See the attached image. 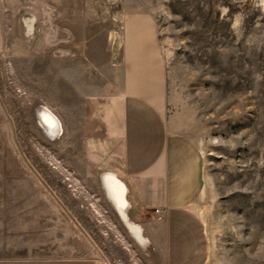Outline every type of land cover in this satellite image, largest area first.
<instances>
[{
  "label": "rangeland",
  "instance_id": "rangeland-1",
  "mask_svg": "<svg viewBox=\"0 0 264 264\" xmlns=\"http://www.w3.org/2000/svg\"><path fill=\"white\" fill-rule=\"evenodd\" d=\"M125 7L153 13L170 112L205 156L209 264H264L260 0H0V264H167L163 218L130 207L124 223L85 154L88 97L120 81Z\"/></svg>",
  "mask_w": 264,
  "mask_h": 264
},
{
  "label": "crops",
  "instance_id": "crops-1",
  "mask_svg": "<svg viewBox=\"0 0 264 264\" xmlns=\"http://www.w3.org/2000/svg\"><path fill=\"white\" fill-rule=\"evenodd\" d=\"M122 27L120 81L111 94L87 100L86 157L119 193L124 186L135 218L166 210L167 264H209L208 230L199 212L206 160L170 112L155 17L125 7Z\"/></svg>",
  "mask_w": 264,
  "mask_h": 264
},
{
  "label": "bare ground",
  "instance_id": "bare-ground-1",
  "mask_svg": "<svg viewBox=\"0 0 264 264\" xmlns=\"http://www.w3.org/2000/svg\"><path fill=\"white\" fill-rule=\"evenodd\" d=\"M121 18H123V12H121ZM111 39L116 42V48L114 52L115 59L121 58L123 49V38H121L117 33L112 32ZM121 63V62H120ZM42 109L44 112L39 110V117L46 130V133L50 138H58L63 131V123L58 115L48 106L43 105ZM108 196L113 200L115 208L118 212V217L127 225H133V221L128 215L129 203L125 199V188L122 186L121 193H119V186L116 184L108 185ZM118 192V193H117ZM118 194V195H117Z\"/></svg>",
  "mask_w": 264,
  "mask_h": 264
},
{
  "label": "built area",
  "instance_id": "built-area-1",
  "mask_svg": "<svg viewBox=\"0 0 264 264\" xmlns=\"http://www.w3.org/2000/svg\"><path fill=\"white\" fill-rule=\"evenodd\" d=\"M155 214L158 215V216H164L166 214V210L164 209H161V208H156L155 209Z\"/></svg>",
  "mask_w": 264,
  "mask_h": 264
},
{
  "label": "water",
  "instance_id": "water-1",
  "mask_svg": "<svg viewBox=\"0 0 264 264\" xmlns=\"http://www.w3.org/2000/svg\"><path fill=\"white\" fill-rule=\"evenodd\" d=\"M121 183H123V182H121Z\"/></svg>",
  "mask_w": 264,
  "mask_h": 264
}]
</instances>
